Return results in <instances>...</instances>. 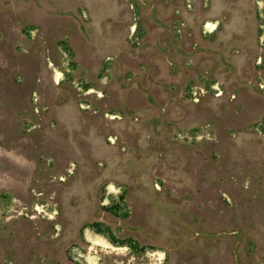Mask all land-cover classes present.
<instances>
[{"label":"rangeland","instance_id":"obj_1","mask_svg":"<svg viewBox=\"0 0 264 264\" xmlns=\"http://www.w3.org/2000/svg\"><path fill=\"white\" fill-rule=\"evenodd\" d=\"M0 264H264V0H0Z\"/></svg>","mask_w":264,"mask_h":264},{"label":"trees","instance_id":"obj_2","mask_svg":"<svg viewBox=\"0 0 264 264\" xmlns=\"http://www.w3.org/2000/svg\"><path fill=\"white\" fill-rule=\"evenodd\" d=\"M99 231H100L102 234H104V232H103V230H102V229H100Z\"/></svg>","mask_w":264,"mask_h":264}]
</instances>
